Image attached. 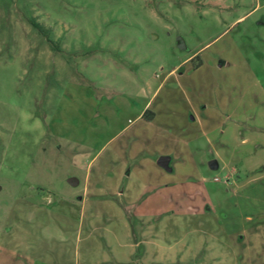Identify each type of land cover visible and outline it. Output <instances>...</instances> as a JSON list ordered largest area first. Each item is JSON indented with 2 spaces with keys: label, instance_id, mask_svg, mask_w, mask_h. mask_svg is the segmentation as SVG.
<instances>
[{
  "label": "rangeland",
  "instance_id": "rangeland-1",
  "mask_svg": "<svg viewBox=\"0 0 264 264\" xmlns=\"http://www.w3.org/2000/svg\"><path fill=\"white\" fill-rule=\"evenodd\" d=\"M45 255L264 264V0H0V264Z\"/></svg>",
  "mask_w": 264,
  "mask_h": 264
},
{
  "label": "crops",
  "instance_id": "crops-1",
  "mask_svg": "<svg viewBox=\"0 0 264 264\" xmlns=\"http://www.w3.org/2000/svg\"><path fill=\"white\" fill-rule=\"evenodd\" d=\"M147 105H144V107H143V109H141L140 111H139V113H138V115H137V118H142L141 116H142V113H143V111H144V109H145V107H146ZM104 147V145L101 147V148H103ZM99 153V151L97 152V154ZM95 156H97V155H95ZM89 165V164H88ZM89 175L90 174H88L87 176H86V178H87V180H89L90 178H89ZM87 184H88V182H87ZM96 186L99 188V189H101L102 187H104L103 185H101L100 183H97L96 184ZM88 191H89V187L88 186H85V188H84V192H85V195L88 193ZM123 194V191L121 192V191H118L117 193H116V196H121ZM96 196H98V197H105V196H107V195H102V194H96ZM87 201H86V199H82V204H84V205H86L85 203H86ZM133 241H132V244H131V246L133 247V246H136L137 247V249L139 250V257L141 258V260H142V258H144L145 257V255H146V249H145V245L147 244V240L146 239H143L142 237H140V238H137V237H135V236H133V239H132ZM30 258V257H29ZM16 259V258H15ZM14 259V260H15ZM31 259V261H33V263L32 264H53V258L52 257H50V256H48V255H45V256H40L39 258H36V259H32V258H30ZM114 264H131L130 262H127V261H125V262H118V261H115V263ZM158 264H160L159 263V261H158Z\"/></svg>",
  "mask_w": 264,
  "mask_h": 264
},
{
  "label": "water",
  "instance_id": "water-1",
  "mask_svg": "<svg viewBox=\"0 0 264 264\" xmlns=\"http://www.w3.org/2000/svg\"><path fill=\"white\" fill-rule=\"evenodd\" d=\"M170 161H171L170 160V157H168V156H162V157H160L157 160V165L160 168L164 169L165 171L171 172L172 169L170 168ZM208 166H209V168L211 170H216L218 168V164H217V162L215 160L210 161L209 164H208ZM69 184L72 185V186H74V185L77 184V181H75L74 179H71V180H69Z\"/></svg>",
  "mask_w": 264,
  "mask_h": 264
},
{
  "label": "trees",
  "instance_id": "trees-1",
  "mask_svg": "<svg viewBox=\"0 0 264 264\" xmlns=\"http://www.w3.org/2000/svg\"><path fill=\"white\" fill-rule=\"evenodd\" d=\"M32 25H33V26H34L39 32H43V29H42L38 24H36V23H32ZM146 114H147V111L143 114V117H145ZM147 117L152 118V115L149 114V116H147Z\"/></svg>",
  "mask_w": 264,
  "mask_h": 264
}]
</instances>
